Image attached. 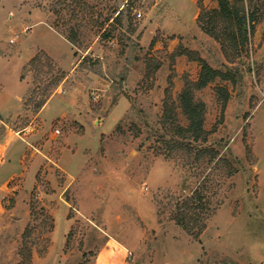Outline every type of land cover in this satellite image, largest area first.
<instances>
[{
  "label": "rangeland",
  "instance_id": "1",
  "mask_svg": "<svg viewBox=\"0 0 264 264\" xmlns=\"http://www.w3.org/2000/svg\"><path fill=\"white\" fill-rule=\"evenodd\" d=\"M244 4L238 47L218 0H0V264H264V0ZM204 63L230 79L199 87Z\"/></svg>",
  "mask_w": 264,
  "mask_h": 264
},
{
  "label": "trees",
  "instance_id": "2",
  "mask_svg": "<svg viewBox=\"0 0 264 264\" xmlns=\"http://www.w3.org/2000/svg\"><path fill=\"white\" fill-rule=\"evenodd\" d=\"M219 9L214 11L215 15L221 16L223 19L228 21L231 26H234L235 29H231L230 39L233 45L241 47H245L248 41V31L253 27V23L256 21V11L251 9L248 5L246 9L244 0H234L232 3L230 0H218ZM249 4V3H248ZM80 5H83V2H80ZM124 9H126V5H124L121 9L116 8L114 13L117 15L114 17L115 21H119V17L122 15ZM237 32V35H235ZM66 39L71 42L73 45H77L78 43V35L75 30H72L69 36H66ZM217 75H221L224 79H230L228 74H221L219 71L214 70L211 66L204 63L202 66L201 74L197 85L199 87L206 86L210 81H212ZM62 79V76L57 79L55 85H57ZM225 98H227L228 94L225 91ZM47 100L42 101L37 106V110L39 111L46 103ZM182 107L189 119V125L186 128H181L182 134L184 137H187V134L192 136L196 140H205L206 132L203 129V108L204 105L202 103H196L191 95V92L186 90L182 94L181 97ZM172 118H165V123H172ZM184 219V218H183ZM196 219V218H195ZM182 219H179V223H182ZM188 228L187 224H183ZM190 230V228H188Z\"/></svg>",
  "mask_w": 264,
  "mask_h": 264
},
{
  "label": "crops",
  "instance_id": "3",
  "mask_svg": "<svg viewBox=\"0 0 264 264\" xmlns=\"http://www.w3.org/2000/svg\"><path fill=\"white\" fill-rule=\"evenodd\" d=\"M64 39H65V37H64ZM67 40V39H66ZM71 44V43H70ZM49 101V100H48ZM47 101V102H48ZM47 102L45 103V105L40 109V111L46 106V104H47ZM5 113V112H4ZM10 114H12V113H5V115H10ZM13 114H15V113H13ZM1 115V114H0ZM2 116V115H1ZM0 124L1 125H5L6 126V123L4 122V121H2V120H0Z\"/></svg>",
  "mask_w": 264,
  "mask_h": 264
},
{
  "label": "built area",
  "instance_id": "4",
  "mask_svg": "<svg viewBox=\"0 0 264 264\" xmlns=\"http://www.w3.org/2000/svg\"><path fill=\"white\" fill-rule=\"evenodd\" d=\"M138 16L140 17L141 16V14H138ZM59 131V130H58Z\"/></svg>",
  "mask_w": 264,
  "mask_h": 264
}]
</instances>
